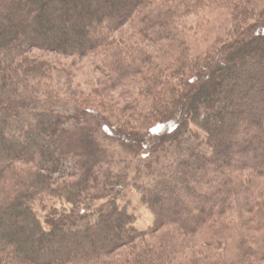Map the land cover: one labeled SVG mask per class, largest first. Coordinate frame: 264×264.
<instances>
[{"label":"trees","instance_id":"1","mask_svg":"<svg viewBox=\"0 0 264 264\" xmlns=\"http://www.w3.org/2000/svg\"><path fill=\"white\" fill-rule=\"evenodd\" d=\"M205 9L227 14L229 34L193 55L188 18ZM128 25L157 51L115 43ZM34 50L102 53L106 83L63 113ZM110 92L140 107L144 133L113 123ZM63 161L74 174L56 184ZM263 179L264 0H0V264H173L194 247L206 264L264 261L247 199ZM129 181L147 229L120 204ZM46 200L60 207L42 221L32 204ZM243 230L261 232L257 248ZM236 236L228 262L219 249Z\"/></svg>","mask_w":264,"mask_h":264},{"label":"rangeland","instance_id":"2","mask_svg":"<svg viewBox=\"0 0 264 264\" xmlns=\"http://www.w3.org/2000/svg\"><path fill=\"white\" fill-rule=\"evenodd\" d=\"M209 11H212L213 13H209ZM227 17V14L217 13L213 9H205L200 13L194 12L190 15L188 20L192 26L190 25L191 30L186 35H184V39L193 55L205 54L217 39L227 37L230 30L229 19H227ZM113 41L115 43H121L125 45H138L140 48L146 49L150 52L157 51L156 47L150 45L149 42H147L140 34L136 32V29L134 30L129 25L118 30L113 36ZM164 55H166V59L175 56L174 54L172 56H168L167 53ZM30 56L43 63V74L46 75L45 78L48 84L53 86L56 90L58 94L56 95L58 97L56 99V106L57 109L63 113L74 114V111L71 107V103H73V101H70L72 98H93L94 90H96V88H100L104 83H106L104 75L100 69L102 53H97L87 57H66L55 53L34 50L30 53ZM109 96L112 98V107H110L114 108V111H116L114 117L110 118L113 123L119 127H124L128 131H133L134 133H144L146 131V127H142L138 122H136V119L134 118L139 113L138 110L140 111V107L137 110H134V108H128L129 106H127L125 100H119L114 92H110ZM68 97L71 99L65 100ZM108 115L109 114L107 112V116ZM109 117H111V115H109L108 118ZM197 139L199 143H203V145H205L203 149L209 150L205 138L201 133H199ZM119 155H123L125 158L127 157L125 154ZM143 164L145 165L144 168L147 170L149 165L147 166V163L145 164L143 161L139 163L140 170L143 169ZM71 165V161H63L60 164L58 172L50 175L54 183L60 184L65 181H69L70 175L74 174ZM104 169H106V166H104ZM121 189L122 194L120 197V204L122 206L129 204L130 210L133 211L137 216V227L142 230L147 229L152 223V216L140 203L139 195L133 188V182L129 181L123 183ZM249 191L250 194L247 196V199L249 201V205L252 206L254 210V214H250V217H252L253 221H256L264 229V179L253 184L249 188ZM32 206L41 220L45 221V216L48 214V211L53 206L60 207V203L55 201L50 202L48 200L45 202L36 201L32 204ZM245 212L246 211L242 212L243 216ZM256 222H253L254 224L252 225L255 226ZM242 232L243 236L252 239L251 245L255 246L256 248L259 246L257 243H261V232L250 233L246 230H243ZM236 238L237 236L234 239H230V242H232L230 243L229 249H227L228 254L227 250L225 249L227 244H225L224 248L219 249V251L221 250L223 253L225 252V256L227 255L225 259L227 261H230L231 254H235V252L232 250L235 241L237 240ZM142 240L145 241V243L152 242L153 237L147 236ZM194 249L195 250L192 249V251L195 252H185L183 255L178 256H176L177 254L172 255L173 257H171L172 259L170 262L173 264H195L193 261L198 259L200 262L199 264H206V262H202V257L205 256L202 255L204 251L201 249L199 250V248L196 247H194ZM132 252L133 250H124L120 252L115 257V259L119 262L122 260V258H129L133 254ZM216 258L217 257H215L214 260L215 262ZM225 263L227 264L226 261H223V264ZM210 264H222V262H213ZM242 264H264V261L261 259L260 261H257L246 258V261L242 262Z\"/></svg>","mask_w":264,"mask_h":264}]
</instances>
